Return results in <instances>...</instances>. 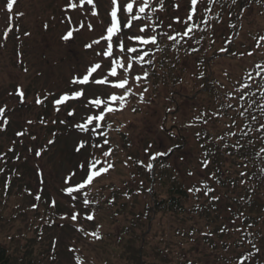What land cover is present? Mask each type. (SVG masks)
<instances>
[{
	"label": "trees",
	"instance_id": "1",
	"mask_svg": "<svg viewBox=\"0 0 264 264\" xmlns=\"http://www.w3.org/2000/svg\"><path fill=\"white\" fill-rule=\"evenodd\" d=\"M240 7L247 10L254 7L263 22L262 28L248 34L253 48L244 51L251 55L256 50L261 56L252 64V69L241 73L239 79L226 76L229 77L226 83L213 79L210 73L220 58L243 55L234 45L242 36V30L238 31L242 24L241 12L238 14ZM213 8L220 16L225 15L224 12L232 16L228 34H216L212 25L218 17L209 13L208 26L200 24L202 30L196 34L199 43L185 37L177 51L171 46L172 41L165 38L160 41L162 51L153 48L150 52L152 63L139 64L141 71L137 74L142 78L140 92L145 94L144 89H147L148 105L159 103V98L165 94L164 99L171 101V109H177L175 114H169L166 128L176 126L179 131L191 133L189 139L196 145L198 165L204 166L208 162L207 177L187 186L171 160H159L154 165L150 150L143 149V155L126 156L127 160H124L121 155L129 139L125 133L120 135V140L117 135L112 136V122H105L104 132L108 135L107 146L113 152L114 167L80 192L82 201L83 192L91 196L90 204L84 209L93 214L94 225L78 232L104 255L105 264H227L228 261L264 264V129L260 128L264 123V111H261L264 107V96L261 95L264 92V39H261L264 37V0H238V6L232 5L231 0H221ZM195 22L200 23L199 20ZM178 26L182 31L181 25ZM219 40L227 51L220 50ZM192 48L198 51H191ZM190 57L195 58L197 69L193 80L188 77L189 69L186 68ZM145 71L148 73L146 78ZM201 72L203 77H200ZM183 87L190 92L180 91ZM200 89L206 90L199 94L203 96L204 104L193 102L191 112L183 114L181 105L189 104L188 95ZM128 100L134 108L138 105L133 96ZM240 112L245 115L241 116ZM202 114L207 123L196 119ZM179 115L185 116L180 118ZM164 134L172 141V148L182 145L181 133L173 130ZM93 137L100 140L98 136ZM1 146L0 143V149ZM183 152L175 151L174 155ZM149 163L155 167L153 181L152 168L146 167ZM14 165L11 152L1 150L0 169L3 171H0V180L4 181L2 177L8 175ZM116 173L115 178L109 177ZM189 188L199 191L189 192ZM207 189L212 191L205 195ZM8 195L10 197L9 189L0 184V264H54L47 261L54 255L48 251L44 256L37 247L44 239L45 229L41 225L31 224V236L18 231L9 233L11 226L21 220L12 214L20 212V205L14 203L18 211L10 208ZM140 195L145 199L144 204ZM38 196L40 199L33 197L36 215L45 217L49 228L59 226L66 214L60 212L61 208L51 206L48 193L42 192ZM93 232L100 238L93 236ZM77 255L79 264H92L89 256Z\"/></svg>",
	"mask_w": 264,
	"mask_h": 264
},
{
	"label": "rangeland",
	"instance_id": "2",
	"mask_svg": "<svg viewBox=\"0 0 264 264\" xmlns=\"http://www.w3.org/2000/svg\"><path fill=\"white\" fill-rule=\"evenodd\" d=\"M68 2L69 0H16L13 11L9 13L5 7L7 0H0V106L6 109L5 116L0 117V126H2L0 151L11 152L16 169L15 175L10 173L11 178L5 175L2 179L4 178L5 187L9 188L10 197L8 195L7 198L10 201V208L11 206L14 209L17 208L14 203L20 205V212L12 214L21 220L11 226L9 233L18 231L31 236L29 231V228H33L31 224L41 225L45 229L42 235L44 239L38 242L37 247L42 250L44 256L48 255V251L54 255L52 260L47 259L48 263L52 261L54 264H76L75 254L79 253L81 256L86 255L92 258V264H105L104 255L78 233L80 229H87L94 225L93 220L86 219L89 213H86L84 209L85 205L80 192L73 193L72 195L76 197L73 199L64 189L74 187L86 178L84 174L92 157L108 159L110 162L113 157H102L101 153L107 150L106 147L94 149L91 145L96 143V140H92L86 133L72 131L76 123L83 122L82 117L94 114L97 110L93 109L89 113L82 104H78L76 105L77 114L69 119L67 109L62 106V110L56 112L51 101L64 91L77 87L71 84L73 77L84 73L93 62L101 60V57L96 56V51L100 50V46L94 45L92 49H89L85 45L99 38L103 31L105 32L110 21L111 5L110 0H94L98 13L94 17L91 12L92 5L85 4L82 11L79 8H68ZM73 2L79 3V0H73ZM174 4H180V9L174 8ZM189 7V0H167L165 10L157 12V15L166 26L172 23L175 28L177 24L174 18L177 16L185 18L184 10ZM241 12H243L242 36L234 45L237 50L242 51L243 55L241 54L240 58H220L215 61V65L212 66L213 71L210 73L213 79L226 83L229 82L227 80L229 77L226 76L239 79L241 73L252 69V64L261 56L256 50H253L255 54L251 53V55L244 54V51L253 48L252 42L248 41V34L262 28L263 22L253 9H243ZM19 13L23 15H18ZM231 18L229 14L218 17L214 24L217 35L228 34L231 28L228 22ZM88 23L94 24L93 30L87 28ZM80 24H84L85 27L80 28ZM75 29L80 30L74 31L72 38L67 41L62 39L69 30ZM165 30L172 33V29L166 27ZM135 32L136 29L133 28L132 32H126L125 36ZM5 33H7L6 36ZM104 43L101 41V45ZM217 44L220 49L223 48L220 40ZM194 60V57H190L186 66L189 69L188 77L192 80L197 72ZM107 63V60L102 61L105 71H107ZM134 68V73L139 71L136 65ZM192 80L190 81L193 82ZM140 84L141 82L137 81L132 85L133 92L136 93L134 98L140 97ZM18 89L25 92L23 104L18 102ZM204 90L200 89L195 97L190 98L189 104L181 105L183 114L191 112L193 102L198 105L204 104L203 96L199 95ZM113 91L117 90L112 89L110 85H92L88 88V98H93V93L106 98V95ZM180 91L185 94L190 92L189 89L186 90V87ZM48 93L52 95L43 104L35 103L37 97L43 100L44 95ZM117 94H119L118 91ZM161 96L159 103L148 105L146 94V101L139 102V112L132 113L124 109L118 114L111 113L114 124L124 131L129 139L127 140L128 146L123 147L124 151L121 155L124 160H127L126 156L143 155V149L152 152L162 150L163 152L172 145V141L160 131L165 108L171 106V101L164 99L165 94ZM188 96L191 97V95ZM113 107L117 108V111L120 110L115 104ZM125 108H127L126 105ZM182 116L185 115H179L180 118ZM41 118L47 123L42 124ZM5 119L8 121L7 124L3 123ZM28 121L33 123L29 124ZM61 121L64 122L61 123ZM21 131L26 134L18 136L17 133ZM181 133L186 137L189 136L187 133ZM82 140L88 143L78 152L76 149ZM49 141L52 143H48ZM186 144V149L182 150L183 153L171 158V164L179 170L182 181L190 186L200 177L205 176L206 179L207 175L206 171L197 165L196 145L192 141ZM38 151L41 152L39 156L36 155ZM81 164L85 165V169L79 167ZM116 172L118 173L117 169ZM117 173L110 174L109 177L115 178ZM0 184L3 185L2 180ZM42 192L51 196L52 207L55 201V206L62 209L60 212L66 214L65 219H62L57 227L49 228L46 225L48 220L34 212L36 207L33 206H36V200L34 201L32 195L36 198ZM88 197L91 198L89 195ZM139 199L142 204L145 203L143 195H140ZM14 211H18V208ZM39 212L41 213L40 208ZM74 212L79 213L75 221L71 219ZM41 258L43 259L42 256ZM227 264L233 263L228 261Z\"/></svg>",
	"mask_w": 264,
	"mask_h": 264
},
{
	"label": "snow or ice",
	"instance_id": "3",
	"mask_svg": "<svg viewBox=\"0 0 264 264\" xmlns=\"http://www.w3.org/2000/svg\"><path fill=\"white\" fill-rule=\"evenodd\" d=\"M15 3L16 0H7L5 7L9 13L13 11ZM189 3L190 7L184 10L186 13L185 18L182 19L180 16L174 18V22L180 24L183 30L177 31L173 28L172 23H169L167 28L172 29V33L170 34L165 30L164 21L157 15V12H163L165 10V0H155V4L159 5L158 8L153 4V0H110V21L105 28V32H102L99 38L93 39L91 43L85 45V47L89 49H92L94 45L100 46V50L96 51V56L101 57V60L93 62L84 73L73 77L71 84L77 87L64 91L51 101L56 112H60L63 106V108L67 109L68 116L77 114L76 105L78 104H82L83 108L88 110L89 113H91L93 109L97 110L94 114H87L82 117L83 122L75 124V127L79 131L85 133L90 132L92 136L103 138L100 142L93 143L91 145L92 148L103 149L104 146L109 145V140L106 138L107 134L102 131V122H105L106 114L115 113L118 110L113 107V105L117 104L118 108L122 110L128 102V97L136 95V93L133 92L132 85L142 78L139 75L133 76L135 72L134 65H142L143 63L151 64V50L154 48L156 51H162L160 41L165 38L168 41H172L171 46L177 51H179L177 46L181 45V41L184 40L185 37L190 41L199 43L196 34L198 31L202 30L200 24L208 26L209 22L207 17L209 13H214L217 17L220 15L219 12H214L213 6L220 4L221 0H189ZM231 3L234 6H238V0H231ZM85 4L92 5V16L95 17L98 15L94 0H79V3L69 0L67 7L71 9L79 8L83 11ZM173 7L180 9L181 6L180 4H174ZM18 15H23V13H19ZM196 20H199L200 23H196ZM84 27V24H80V28ZM87 28L93 30L94 24L88 23ZM133 28L136 29V32L125 36V33H131ZM79 30L80 29L69 30L62 39L66 41L69 40L73 37V32ZM6 35L7 33H5V36ZM261 39H264V37H261ZM101 41L106 43L101 45ZM187 42L188 41H185V43ZM191 51H198V49L192 48ZM221 51H227V49L222 48ZM104 60L108 62L107 71H105V68L102 66V61ZM257 67L259 68L260 66L257 65ZM203 75L204 74L201 72L200 77H203ZM147 76L148 73L145 71L144 77L146 78ZM92 85H110L111 88L117 90L119 94H117V91H113L107 94L106 98H101V95L93 93V98L89 99L88 88ZM244 87L249 86L244 85ZM17 91L19 96L18 102L23 104L25 102V92L20 89ZM144 91L146 92L147 89H144ZM50 95L52 94H45L43 100L37 97L35 103L38 105L43 104ZM139 95L141 100H143L144 92H140ZM261 95L264 96V92H262ZM228 107L231 108L232 105L228 104ZM133 111H135V109H133ZM261 111H264V107L261 108ZM5 113V107L0 106V117L5 116ZM239 114L241 116L245 115L244 112H240ZM196 119L203 120L204 123L208 122L207 119H204L203 114ZM252 119L255 120L256 117L253 116ZM40 122L42 124L47 123V121L43 119H41ZM63 122L64 121H61V123ZM3 123L7 124L8 121L5 119ZM28 123L31 124L33 122L28 121ZM53 123H55V121H53ZM107 127L110 128L111 125L108 124ZM260 128L264 129V123L260 124ZM0 130H2V126H0ZM25 134L26 133L23 131L17 133L18 136H23ZM197 135H199V133ZM229 135H235V133H229ZM245 135L247 134L245 133ZM32 138L36 139V137ZM221 139H223V137H221ZM48 143H52V141ZM87 143V141L82 140L76 150L78 152L81 151V149L85 148ZM238 146L242 147V145L239 144ZM145 151H147V149H145ZM168 151L171 152L172 149L169 148ZM166 154L167 153L156 152L151 155L150 159L155 160L157 157ZM36 155H41V152H36ZM101 155L104 158L110 157L112 155V149L109 147L107 150H103ZM138 163L143 164V161H138ZM207 163L206 161L204 164L205 167ZM79 167L85 169L84 164H81ZM113 167L114 165L108 159L102 160L100 157H92L87 164L86 178L83 179L82 182L77 183L74 187H66L64 191L72 196L73 199H76V197L72 195L73 193L81 192L86 187L91 186L95 177L101 176L102 173H107ZM146 167L151 169L152 164L149 163ZM0 171H3V169H0ZM188 191L196 192L199 191V189L189 188ZM211 191L212 189H207L205 195ZM36 199H40V197L37 196ZM213 199H218V197H213ZM83 204L85 206L90 204L87 192H83ZM53 206H55V201H53ZM33 207L36 206L34 205ZM78 215L79 213L74 212L71 219L73 221L77 220ZM86 219L89 221L93 220V214H88ZM221 231H224V229H221ZM92 235L96 238H100L96 232H93ZM256 251H259V249H256Z\"/></svg>",
	"mask_w": 264,
	"mask_h": 264
}]
</instances>
